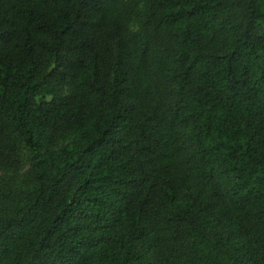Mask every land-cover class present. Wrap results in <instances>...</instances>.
I'll return each mask as SVG.
<instances>
[{
    "label": "trees",
    "instance_id": "obj_1",
    "mask_svg": "<svg viewBox=\"0 0 264 264\" xmlns=\"http://www.w3.org/2000/svg\"><path fill=\"white\" fill-rule=\"evenodd\" d=\"M0 264H264V0H0Z\"/></svg>",
    "mask_w": 264,
    "mask_h": 264
},
{
    "label": "rangeland",
    "instance_id": "obj_2",
    "mask_svg": "<svg viewBox=\"0 0 264 264\" xmlns=\"http://www.w3.org/2000/svg\"><path fill=\"white\" fill-rule=\"evenodd\" d=\"M133 29L135 30L136 29V26H133Z\"/></svg>",
    "mask_w": 264,
    "mask_h": 264
}]
</instances>
